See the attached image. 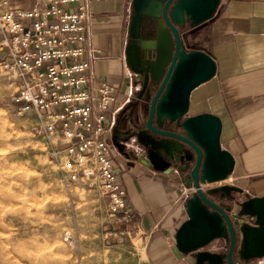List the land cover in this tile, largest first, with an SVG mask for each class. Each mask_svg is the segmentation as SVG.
<instances>
[{
  "label": "crops",
  "instance_id": "0c3cea01",
  "mask_svg": "<svg viewBox=\"0 0 264 264\" xmlns=\"http://www.w3.org/2000/svg\"><path fill=\"white\" fill-rule=\"evenodd\" d=\"M165 1L90 0L88 51L83 59L94 84L108 82L116 94L111 106L116 132L108 142L116 144L113 159L126 191L127 213L110 216L106 209L110 238L142 247L144 258L132 257L137 264H195L194 254L178 247L177 235L189 220V205L199 200L190 176L196 154L181 141L156 135L146 126L151 100L175 49L162 16ZM195 1L177 0L168 10L181 37L178 65L204 53L215 64V73L191 90L182 111L165 107L172 92L168 83L154 125L190 137L189 119L207 114L220 120V149L232 156L234 165L225 176L210 175L202 166L200 185L215 203L236 213L239 207L232 197L243 202L246 198L237 195L264 196V0H218L207 18ZM32 2L9 0L12 8H27ZM149 145L170 161L169 169L153 168ZM228 247L225 229L201 250L224 254ZM256 260L236 259V264Z\"/></svg>",
  "mask_w": 264,
  "mask_h": 264
},
{
  "label": "built area",
  "instance_id": "2783aa9c",
  "mask_svg": "<svg viewBox=\"0 0 264 264\" xmlns=\"http://www.w3.org/2000/svg\"><path fill=\"white\" fill-rule=\"evenodd\" d=\"M90 16V0H33L27 8L0 0V72L14 91V112L37 119L63 185L96 182L108 215L117 216L127 203L116 144L108 142L116 132V94L108 82L94 84L83 59Z\"/></svg>",
  "mask_w": 264,
  "mask_h": 264
},
{
  "label": "rangeland",
  "instance_id": "374dc122",
  "mask_svg": "<svg viewBox=\"0 0 264 264\" xmlns=\"http://www.w3.org/2000/svg\"><path fill=\"white\" fill-rule=\"evenodd\" d=\"M13 94L0 72V264H137L142 247L110 238L101 188L63 185L37 119L14 112ZM12 193L8 207L2 200Z\"/></svg>",
  "mask_w": 264,
  "mask_h": 264
},
{
  "label": "water",
  "instance_id": "95a60500",
  "mask_svg": "<svg viewBox=\"0 0 264 264\" xmlns=\"http://www.w3.org/2000/svg\"><path fill=\"white\" fill-rule=\"evenodd\" d=\"M175 1L177 0H166L162 8L163 19L175 39V49L167 72L151 100L146 126L156 135L181 141L196 154L190 176L199 200L191 203L187 209L189 220L179 229L178 247L183 252L193 253L195 264H236V259L242 262L259 259L264 257V196L251 197L248 194L245 201L237 202L238 211L232 213L210 199L200 185L199 174L202 166L206 165L212 175H216V170H219L220 175L225 176L232 171L234 165L232 156L220 149V120L207 114L189 119L187 126L191 132L190 137L154 125L156 108L168 83L172 84V92L165 107L182 111L187 107L191 90L215 73V64L204 53H195L186 65H178L181 37L168 15V10ZM217 3L218 0H196L195 6L200 15L207 18ZM147 153L155 170L165 171L170 168V161L152 145H149ZM225 229L229 237L226 253L201 250L213 239L220 237Z\"/></svg>",
  "mask_w": 264,
  "mask_h": 264
},
{
  "label": "bare ground",
  "instance_id": "6f19581e",
  "mask_svg": "<svg viewBox=\"0 0 264 264\" xmlns=\"http://www.w3.org/2000/svg\"><path fill=\"white\" fill-rule=\"evenodd\" d=\"M3 204L5 202V205L8 204V207H11L14 205V202H16V196L12 193L9 194L7 196H4L3 200H2ZM2 205V204H1ZM10 205V206H9ZM20 206V205H19ZM8 207H6L8 209ZM29 208V207H28ZM1 209V208H0ZM6 210V209H3ZM11 210V208L9 209V211ZM15 211V210H14ZM18 228V227H17Z\"/></svg>",
  "mask_w": 264,
  "mask_h": 264
},
{
  "label": "flooded vegetation",
  "instance_id": "af4514ba",
  "mask_svg": "<svg viewBox=\"0 0 264 264\" xmlns=\"http://www.w3.org/2000/svg\"><path fill=\"white\" fill-rule=\"evenodd\" d=\"M216 172L220 173V171H219V170H216Z\"/></svg>",
  "mask_w": 264,
  "mask_h": 264
}]
</instances>
